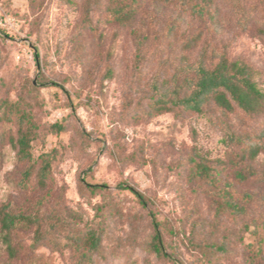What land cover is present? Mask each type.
<instances>
[{
  "label": "rangeland",
  "instance_id": "obj_1",
  "mask_svg": "<svg viewBox=\"0 0 264 264\" xmlns=\"http://www.w3.org/2000/svg\"><path fill=\"white\" fill-rule=\"evenodd\" d=\"M126 1L139 11L122 24L110 17L117 0H0V103L30 114L35 159L52 153L47 187L35 175L40 160L23 185L28 164L10 143L16 115L0 122V207L40 215L50 235L34 246V230L19 232L17 258L0 241V264H264V114L149 107L154 85H174L183 56L193 62L207 42L252 64L264 90V0H242L246 28L224 10L219 33L178 4ZM199 33V46L186 50ZM248 140L263 144L253 160L241 156ZM91 227L103 233L91 261L75 244L56 243Z\"/></svg>",
  "mask_w": 264,
  "mask_h": 264
},
{
  "label": "trees",
  "instance_id": "obj_2",
  "mask_svg": "<svg viewBox=\"0 0 264 264\" xmlns=\"http://www.w3.org/2000/svg\"><path fill=\"white\" fill-rule=\"evenodd\" d=\"M74 2V0H68ZM165 4H178L181 11H189L197 18L204 19L211 26L213 32L219 33L224 30V23L228 18L223 16L224 10L236 17V21L242 28L249 25L251 14L242 0H226L219 4L217 0H155ZM139 8L126 0H117L110 11L111 20L119 23H131ZM172 25V24H171ZM173 26H175L173 24ZM201 33L193 35L186 42V50L199 46ZM175 84L166 88L154 85L155 96L150 102L152 113H164L177 109L204 113L210 104L216 105L225 112L235 111L237 108L249 116L264 114V90L259 86L256 79L255 67L240 58H230L227 48H219L210 42L201 46L196 59L190 62L189 56L185 55L177 65L175 73ZM183 78V79H182ZM0 122L11 120L16 115L17 133L10 136V143L16 150L20 163L28 166L23 171V185H27L35 173L36 161L41 164L36 172V178L42 188H46L51 176L52 153L44 152L35 159L32 144L36 137V129L33 119L26 111H20L17 105L9 100L0 103ZM53 127L63 129L60 123H54ZM230 138L236 140V135L231 128L227 129ZM263 148L259 141L248 140L241 155L243 160H253ZM201 173L206 172L207 165L197 163ZM250 168V167H249ZM252 171V170H251ZM248 174L243 171L237 172L241 180H246ZM94 189L106 187L105 185H90ZM134 194L140 203L147 204L145 195L132 186H121ZM229 206L235 212L241 213L245 210L235 201L231 200ZM155 234L153 236V248L158 254L163 253L162 236L159 224L156 220ZM56 225V224H55ZM23 230H34L33 245L43 244L50 235L44 229L43 218L32 212L18 211L10 204L0 207V241L10 257L17 258L20 252L17 246V235ZM70 240L60 242L59 245L75 244L83 249L84 257L91 261L93 254L97 253L102 245L103 233L91 227L81 232L70 234ZM219 247V246H217Z\"/></svg>",
  "mask_w": 264,
  "mask_h": 264
}]
</instances>
